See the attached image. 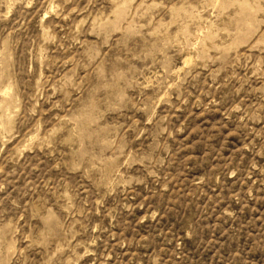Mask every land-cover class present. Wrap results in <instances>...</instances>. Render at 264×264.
Returning <instances> with one entry per match:
<instances>
[{
  "label": "rangeland",
  "instance_id": "obj_1",
  "mask_svg": "<svg viewBox=\"0 0 264 264\" xmlns=\"http://www.w3.org/2000/svg\"><path fill=\"white\" fill-rule=\"evenodd\" d=\"M0 264H264V0H0Z\"/></svg>",
  "mask_w": 264,
  "mask_h": 264
}]
</instances>
